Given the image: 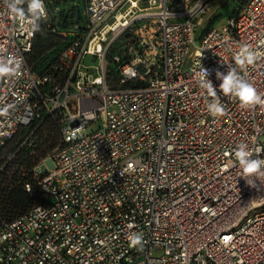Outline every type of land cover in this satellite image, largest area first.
Instances as JSON below:
<instances>
[{"label": "built area", "instance_id": "built-area-1", "mask_svg": "<svg viewBox=\"0 0 264 264\" xmlns=\"http://www.w3.org/2000/svg\"><path fill=\"white\" fill-rule=\"evenodd\" d=\"M43 2L39 26L73 37L55 75L33 70L38 31L0 0V55L21 61L0 77V162L15 157L5 150L21 127L61 124L24 184L44 199L0 219V264H264V175L243 177L234 156L243 142L264 159V105L242 108L216 78L237 67L264 98V0H247L201 42L210 0H86L87 22L66 29ZM242 45L257 57L243 68ZM202 67L224 116L208 112Z\"/></svg>", "mask_w": 264, "mask_h": 264}, {"label": "trees", "instance_id": "trees-1", "mask_svg": "<svg viewBox=\"0 0 264 264\" xmlns=\"http://www.w3.org/2000/svg\"><path fill=\"white\" fill-rule=\"evenodd\" d=\"M73 18L74 14L60 12V19L52 17V21L60 29H66L80 22H73ZM72 40L73 37H62L41 26L28 54V61L33 70L41 75H55L54 66L58 63L62 50ZM110 79L113 84H117L119 79L113 67ZM35 127V124L21 127L5 150L9 156L17 152L15 157L7 164L0 162V167L7 165L8 169V173L5 170L0 173V219L11 220L21 216L44 199L40 191L36 190L35 194H32L25 189L24 184L30 179L33 167L59 145L61 124L57 119L48 117L40 127ZM30 134L33 139L32 146L27 150L20 149V143Z\"/></svg>", "mask_w": 264, "mask_h": 264}, {"label": "clouds", "instance_id": "clouds-1", "mask_svg": "<svg viewBox=\"0 0 264 264\" xmlns=\"http://www.w3.org/2000/svg\"><path fill=\"white\" fill-rule=\"evenodd\" d=\"M5 3L13 19L18 20L21 26L27 24L31 26L33 33L39 31V21L47 15L43 0H5ZM25 3H27V9L22 7ZM256 58V53L248 45H242L235 55V63L243 68L245 65L253 64ZM20 63L21 61L15 56L9 55L5 58L0 55V77L14 75L19 69ZM208 76V70L202 67L198 73L200 85L206 90L207 95L213 98L212 102L207 105L208 112L213 117L224 116L226 114L225 107L217 94V89L213 86L212 81L208 79ZM216 78L221 81L219 91L224 96L237 99L242 108L264 105L262 94L257 92L255 87L237 70V67L228 66L226 74L217 71ZM254 151L258 154L261 149L256 148ZM254 151L249 148L247 143L243 142L238 144L234 150L235 160L238 162L242 176L245 178L253 174L264 175V159H261L258 155L253 158ZM141 241L142 236L139 234L130 237V244L133 247L141 244Z\"/></svg>", "mask_w": 264, "mask_h": 264}, {"label": "rangeland", "instance_id": "rangeland-1", "mask_svg": "<svg viewBox=\"0 0 264 264\" xmlns=\"http://www.w3.org/2000/svg\"><path fill=\"white\" fill-rule=\"evenodd\" d=\"M49 10L53 14L52 17L60 19V12L65 14H74L73 22L80 21L82 23L87 22L86 14V0H48ZM247 0H210L209 7L206 13L200 18L198 25L196 26V39L201 42V36L205 30L223 25L230 17L237 15L245 5ZM145 3L142 4L144 6ZM60 8V11H57ZM73 25V24H72ZM85 64L101 65V60L93 55H87L84 58ZM96 71V69H90ZM32 135H28L25 140L19 145L20 149L27 150L32 146ZM14 158V157H13ZM8 173L7 165L0 167V173L3 171Z\"/></svg>", "mask_w": 264, "mask_h": 264}]
</instances>
